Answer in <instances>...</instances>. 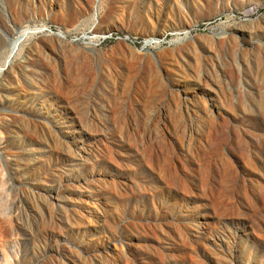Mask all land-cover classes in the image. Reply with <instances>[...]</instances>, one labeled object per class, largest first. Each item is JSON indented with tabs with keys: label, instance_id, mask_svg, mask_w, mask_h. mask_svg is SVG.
<instances>
[{
	"label": "rangeland",
	"instance_id": "obj_1",
	"mask_svg": "<svg viewBox=\"0 0 264 264\" xmlns=\"http://www.w3.org/2000/svg\"><path fill=\"white\" fill-rule=\"evenodd\" d=\"M0 264H264V0H0Z\"/></svg>",
	"mask_w": 264,
	"mask_h": 264
}]
</instances>
